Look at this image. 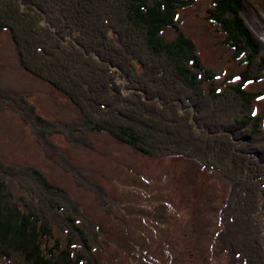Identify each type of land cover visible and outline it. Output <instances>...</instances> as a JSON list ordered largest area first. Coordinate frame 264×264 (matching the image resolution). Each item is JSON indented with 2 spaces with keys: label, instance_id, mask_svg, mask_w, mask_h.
<instances>
[{
  "label": "trees",
  "instance_id": "trees-1",
  "mask_svg": "<svg viewBox=\"0 0 264 264\" xmlns=\"http://www.w3.org/2000/svg\"><path fill=\"white\" fill-rule=\"evenodd\" d=\"M250 1L264 6V0ZM195 2L0 0V33L11 36L19 65L69 99L80 117L68 122L50 120L39 114L27 95L4 88H0V113L20 115L37 139L69 135L70 143L82 145L86 137L105 133L160 161L196 159L202 166H224L226 171H220L227 179L233 181L235 175L240 181L234 182L219 213L215 244L220 264H264V154L258 157L261 168L258 165L256 178L242 158L232 162L222 156L218 145L210 150L214 144L208 140L214 133L224 136L222 152L230 157L234 151L243 152L241 147L231 149L232 138L248 148L264 145V108L255 105L264 95V40L246 15L244 0H211L205 22L216 26L223 43L244 64L228 80L237 78L235 84L215 85L217 72L201 60L194 38L182 28L181 13ZM60 31L65 35L62 39ZM80 47L86 50L80 52ZM62 48L71 49L67 60L59 56ZM93 56L118 69L120 79L132 88L130 95L121 96L123 86L116 82V72ZM248 84L261 89L251 92L245 89ZM93 91L95 97L87 98ZM121 107L130 113L128 124ZM152 115L165 120L157 121ZM168 116L175 128H168ZM52 125L60 129L48 134ZM144 126L159 133L170 131L172 136H149ZM52 144L47 145L64 163L58 146ZM242 167L250 174H243ZM66 172L78 187L97 197L105 215L114 216L118 203L109 198L103 183L91 182L87 173ZM261 176L263 180H258ZM82 177L90 184H82ZM21 190H31L29 202L18 196ZM109 243L102 226L66 190L55 188L37 168L15 166L0 156L1 260L7 264H105L104 245Z\"/></svg>",
  "mask_w": 264,
  "mask_h": 264
},
{
  "label": "rangeland",
  "instance_id": "rangeland-1",
  "mask_svg": "<svg viewBox=\"0 0 264 264\" xmlns=\"http://www.w3.org/2000/svg\"><path fill=\"white\" fill-rule=\"evenodd\" d=\"M210 2L211 0H196L191 8L183 10L182 28L187 35L194 38L201 60L209 69L217 72L218 77L214 84H235L237 78L228 80L237 75L236 72L244 64L242 58H235L234 52L223 43L224 38L216 30V26H208L205 22L206 11L211 7ZM244 3L247 5L246 15L255 24L259 38L264 40V6L250 0H244ZM49 16L51 19L56 18ZM248 18L245 16V20L250 24ZM59 34L61 39L65 36L61 31ZM80 50L85 51L86 48L80 47L78 51ZM54 51L51 50V53ZM70 51L71 49L62 48L59 50V56L62 55L67 60ZM53 54L58 56V52ZM95 58L100 65L116 72V82L122 83L123 86L120 90L121 96L124 98L130 95L129 89L132 88L120 79L118 69L112 68V64L99 59L98 56H93L96 61ZM122 72L127 71L122 69ZM161 84L162 82L156 83L153 87ZM0 88L27 95L39 114L50 120L68 122L80 117L69 99L22 69L16 47L7 32L0 33ZM245 89L254 92L261 87L248 84ZM138 93L139 91L134 94ZM149 93L146 97L151 98ZM86 96L93 99L94 91ZM255 105L260 109L264 108V95L255 100ZM121 110L125 118L123 121L128 124L130 113H126L122 107ZM151 118L157 121L165 120L155 115ZM170 118L172 117L166 119L168 128H175V123ZM150 127L143 128L149 136H172L170 131L159 133ZM58 129V126L52 125V131L47 132L49 134ZM212 132L214 133V130ZM67 138L69 135L40 136L37 139L31 129L24 126L20 115L12 112L0 113V156L15 166L37 168L55 188L66 190L72 195L85 213L102 226L110 241L108 246L104 245L107 248V254L102 256L105 264L222 263L221 257L217 256L218 246L215 244V235L220 229L219 213L234 182L240 181L238 176L234 175L235 180L230 181L220 171H226L224 166L220 169L215 165L210 168L208 165L202 166L196 159L160 161L150 158L105 133L86 137L87 143H80L82 145L75 142L73 145ZM222 138L224 139V136H215V133L209 136L208 140H212L214 144L210 143L213 146L209 149L217 148L218 145L222 156L225 155L232 162L242 158L249 169H254V176L257 178V167L260 166L258 157L261 153L264 154L263 143L248 148L241 141L232 138L231 149L241 147L245 153L234 151L232 158L227 151L222 152L226 149L225 139ZM49 143L58 146L55 147L57 152L64 156V163L58 161L57 155L47 145ZM152 144L157 146L156 141ZM251 164L254 167H251ZM63 168L73 175L87 173L91 182L103 183L109 198L118 203L113 207L114 216L105 215L97 203V197L78 187L73 176L67 174ZM249 169L242 167L243 174H250ZM258 180H263V176ZM81 181L84 185L90 184L83 177ZM31 190L30 193L21 190L22 194L18 193V196L22 201L29 202L33 196ZM18 199L17 197L15 202H18ZM0 264L7 263L0 259Z\"/></svg>",
  "mask_w": 264,
  "mask_h": 264
}]
</instances>
